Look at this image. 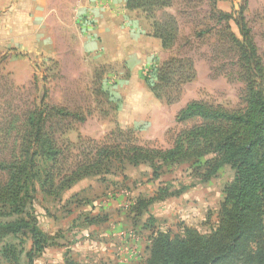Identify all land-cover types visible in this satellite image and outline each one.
<instances>
[{
  "label": "rangeland",
  "instance_id": "374dc122",
  "mask_svg": "<svg viewBox=\"0 0 264 264\" xmlns=\"http://www.w3.org/2000/svg\"><path fill=\"white\" fill-rule=\"evenodd\" d=\"M172 1L170 7L154 13L152 22H164L172 16L178 23L179 38L194 43L183 51L176 47L178 41L174 48L160 51L145 64L144 59L134 56L124 60H112L114 54L94 58L87 36L76 23L75 0H17V10L9 11L11 19L4 16L0 20V112L8 108L7 104L29 106L44 97L49 106L84 118L83 122L71 118L63 121L56 134L62 140L75 143L81 137L101 141L120 128L132 131L140 145L168 149L176 134L192 124L175 121L177 112L190 101L237 106L242 84L223 76L222 65H218L222 61L214 59L216 19L209 14L212 0ZM215 1L216 8L225 13L237 10L242 2ZM245 18L264 63V0H247ZM228 24L237 34L232 22ZM199 31L205 33L202 43L193 37ZM178 52L193 59L195 78L183 86L177 102L166 104L148 91L143 75L153 62L161 63ZM150 172L148 165L125 167L123 175L107 176L105 181L88 178L58 198L38 195L34 209L39 227L53 238L34 264H58L66 253L80 263L118 264V253L126 251L134 259L130 264H144L151 227L143 229L142 222L146 224L151 217L153 228L172 236L185 226L205 233L217 222L223 188L234 176V171L224 165L209 182L200 183L189 164L173 165L163 170L159 178L162 186L157 188V181L150 183ZM159 188L166 190V198L133 220L128 208L134 200L154 196ZM116 200L120 205L111 207ZM89 214L104 221L85 226L83 216ZM22 238L25 250L29 249L28 237Z\"/></svg>",
  "mask_w": 264,
  "mask_h": 264
},
{
  "label": "trees",
  "instance_id": "16d2710c",
  "mask_svg": "<svg viewBox=\"0 0 264 264\" xmlns=\"http://www.w3.org/2000/svg\"><path fill=\"white\" fill-rule=\"evenodd\" d=\"M172 3L126 0V9L144 13L151 22V36L160 41L164 51L174 48L178 41L176 47L184 51L194 41L179 38L175 18L152 22L157 10ZM211 6L209 14L216 19L214 59L222 61L218 65H222L223 76L242 84L240 103L227 108L190 101L177 112L175 121L192 124L176 134L170 148L140 145L132 131L120 128L101 141L81 137L75 143L62 140L56 134L63 121L71 118L83 122L84 118L49 106L44 97L29 106L7 104L8 108L0 112V264H34L35 258L51 246L52 238L41 230L35 214L38 195L58 198L85 178L105 181L107 176L123 175L127 166L148 165L151 179L156 180L165 168L181 164H189L200 183L209 182L224 165L234 171V176L223 188L217 222L205 233L185 226L172 236L153 228V220L148 218L142 224L143 229L151 227L144 264H264V63L245 18L247 0L232 13L218 10L215 0ZM204 35L199 31L193 37L202 43ZM180 53L161 63L153 62L143 75L148 91L166 104L177 102L183 86L195 78L193 59ZM166 193L159 188L154 196L137 197L128 208L132 219L147 213L153 203L166 198ZM97 217H85V223L91 226L104 221ZM26 236L30 241L27 250L22 238ZM60 264L87 263L65 255Z\"/></svg>",
  "mask_w": 264,
  "mask_h": 264
},
{
  "label": "crops",
  "instance_id": "0c3cea01",
  "mask_svg": "<svg viewBox=\"0 0 264 264\" xmlns=\"http://www.w3.org/2000/svg\"><path fill=\"white\" fill-rule=\"evenodd\" d=\"M16 2L17 0H0V20L4 16L11 19V12L9 11L17 10ZM74 4L77 7L76 23L81 29V34L87 36L88 49L92 51L94 58L102 59L104 56L106 58L108 54H114L112 60H124L134 56L136 59H144L145 64H148L156 54L163 50L160 41L151 36V25L144 13L140 10H127L126 0H75ZM17 27L14 26L15 29ZM109 59L111 58L109 57ZM141 166H127V168L134 169ZM148 177L150 183L156 181L159 183L157 188L162 186L160 179H151V172ZM87 179L85 178L73 185L72 190ZM113 205L116 207L120 203L116 200L111 207ZM95 216L84 215L83 218ZM119 225L117 224V226ZM109 231L106 230V236L109 235ZM47 235L53 238V236ZM65 255L71 258L67 253ZM107 256L111 257L109 254ZM118 256L120 258L118 264H130L134 260L127 251L126 253H118ZM62 262L63 260L60 263Z\"/></svg>",
  "mask_w": 264,
  "mask_h": 264
},
{
  "label": "built area",
  "instance_id": "2783aa9c",
  "mask_svg": "<svg viewBox=\"0 0 264 264\" xmlns=\"http://www.w3.org/2000/svg\"><path fill=\"white\" fill-rule=\"evenodd\" d=\"M122 233V232H121ZM122 235H123V233H122Z\"/></svg>",
  "mask_w": 264,
  "mask_h": 264
}]
</instances>
